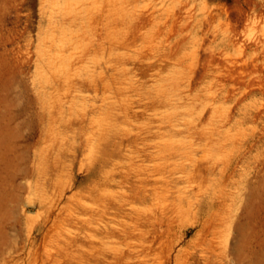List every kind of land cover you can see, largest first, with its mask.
I'll return each mask as SVG.
<instances>
[{"label": "rangeland", "instance_id": "1", "mask_svg": "<svg viewBox=\"0 0 264 264\" xmlns=\"http://www.w3.org/2000/svg\"><path fill=\"white\" fill-rule=\"evenodd\" d=\"M0 264H264V0H0Z\"/></svg>", "mask_w": 264, "mask_h": 264}]
</instances>
